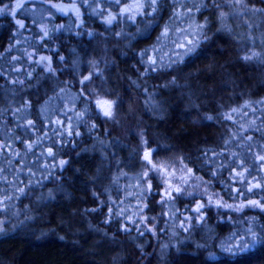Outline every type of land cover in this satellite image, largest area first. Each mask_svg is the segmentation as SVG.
I'll use <instances>...</instances> for the list:
<instances>
[{"label":"clouds","instance_id":"clouds-1","mask_svg":"<svg viewBox=\"0 0 264 264\" xmlns=\"http://www.w3.org/2000/svg\"><path fill=\"white\" fill-rule=\"evenodd\" d=\"M0 264H264V0H0Z\"/></svg>","mask_w":264,"mask_h":264}]
</instances>
